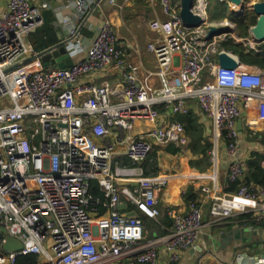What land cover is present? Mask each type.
<instances>
[{"label": "built area", "instance_id": "built-area-1", "mask_svg": "<svg viewBox=\"0 0 264 264\" xmlns=\"http://www.w3.org/2000/svg\"><path fill=\"white\" fill-rule=\"evenodd\" d=\"M4 1L5 8L0 4V264H27L18 260L27 255H35L36 264H160V247L174 263L193 248L204 227L197 199L188 201L184 213L167 208L170 226L160 223L165 234L149 238L145 224V218L158 221L155 189L166 183L161 175L144 174L142 163L153 149L150 139L187 148L184 125L172 120L141 138L132 133L137 119L158 120L160 112L185 115L187 100L197 101L212 128L211 170L196 175L211 182L200 188L209 203L208 223L233 219L237 225L236 212H246L250 216L239 220L251 232L264 224V186L241 184L234 193H225L226 184L220 185L215 174L220 143L231 157L227 182L248 170L246 159L237 155L241 134L237 121L243 124L242 113L249 118L255 105L257 119L264 123L262 69L219 66L223 38L207 40L205 26H185L179 0H160L165 18L149 24L156 39L147 49L156 60L159 91L141 82L138 67L127 63L109 20L93 28L87 25L93 30L90 37L80 34L97 0H62L77 20L63 40L83 50L84 57L67 68H45L38 58L23 62L37 53L27 36L43 23L40 8L32 0ZM207 1L197 0L195 10L203 14ZM15 63L18 66L11 68ZM112 67L121 71L120 89L107 82L74 84L83 75ZM248 127L254 135L251 122ZM118 145L124 149L117 150ZM93 186L102 200L91 194ZM6 235L18 240L21 248L3 250ZM226 264H264V254L243 248Z\"/></svg>", "mask_w": 264, "mask_h": 264}, {"label": "crops", "instance_id": "crops-1", "mask_svg": "<svg viewBox=\"0 0 264 264\" xmlns=\"http://www.w3.org/2000/svg\"><path fill=\"white\" fill-rule=\"evenodd\" d=\"M254 1L256 0H249L247 3L250 4ZM208 2L214 4L215 0H208ZM32 3L40 8L42 15L50 13L53 18L52 26L55 29L58 41H62L66 36L67 28L77 22L75 13L64 9L62 0H32ZM0 4L5 8L6 3L4 0H0ZM231 9L232 6L228 5V12H231ZM156 11H158L159 15L158 0H115V4L110 3L109 0H97L85 23L86 26L81 27L80 34L84 37H90L93 30L88 27L89 25L93 28L99 21L109 20L117 36L116 45L122 51L127 63L138 67V77L141 82L150 85L153 90L159 91L161 85L156 75V60L152 52L146 49V44L154 36L153 32L148 30L146 24L152 17H156ZM66 48L73 62L84 57L83 50H78L71 44H67ZM103 82H107L111 87L120 89L122 82L120 69L112 67L105 72L86 74L79 77L74 84L94 83L98 85ZM187 104L190 109L192 108L193 111H197L200 114L196 100H187ZM174 117L160 112L158 120L137 119L133 125L132 133L136 138H141L140 136H146L163 122L172 121ZM241 117L243 124L237 155L247 160L252 151L264 154V123L257 119L256 106H252L249 118H247L244 112ZM250 122L251 128L254 127L255 130L254 135L252 134L253 130L248 127ZM246 139H251V141H246ZM150 141L153 148L158 147L154 157V165L158 168L156 174L166 179L164 186L155 189L160 217L166 215L167 208H171L177 212H186L188 201L185 199L184 193L190 190L191 194H194L196 196L195 199L199 202L204 221V227L201 229L196 245L182 252L176 262L171 263L168 261L164 248L160 247V264H226L233 260L237 250L243 248L248 249L250 252L264 254V241H260L258 235H253L258 229L264 230V226L255 227L250 241L243 243L240 240H235L232 235L227 234L233 228L240 227L239 223L236 225L232 222L233 219H227L216 225L208 223L209 203L205 200V195L200 191V188L210 185L211 182L206 178L198 179L196 175L209 173L211 167L206 172L201 173L189 166L188 161L191 155L188 153L186 147L181 148L179 152L173 154L167 151L169 144L167 145L154 139H150ZM123 149V146H117V150L122 151ZM218 159V183L225 185L231 157L226 154L224 148L218 147ZM149 164L150 162L147 163L148 167ZM167 219L170 222L168 217ZM248 235H251V232L245 229V237Z\"/></svg>", "mask_w": 264, "mask_h": 264}, {"label": "trees", "instance_id": "trees-1", "mask_svg": "<svg viewBox=\"0 0 264 264\" xmlns=\"http://www.w3.org/2000/svg\"><path fill=\"white\" fill-rule=\"evenodd\" d=\"M247 2L249 0H246ZM264 1V0H260ZM215 6L217 7L213 11L212 19H222L225 16L230 20H233L236 24L235 33L239 38L248 37V29L256 21V17L253 13L246 11L244 14L236 15L234 12H228V4L225 1L215 0ZM52 20L50 13H44L43 23L31 34H29L28 40L31 43L33 49L36 52L42 51L45 48L55 44L58 41L55 29L52 26ZM220 49H225L237 55L240 58V62L248 66H256L264 71V42L256 46V50L251 49L246 42H238L232 37H226L220 44ZM173 120H178L184 125L185 132L189 137V143L187 145V151L191 155L188 163L189 166L195 168L199 172H206L211 167L209 151L212 148V141L210 134L206 132V124L201 119L200 114L197 111H193L192 108L185 115H176ZM244 129V128H243ZM244 130H247L246 128ZM158 147H154L148 156V158L142 163L144 174L146 176L155 175L158 172V168L154 165L155 152ZM181 150L172 143L167 146V151L170 153H177ZM151 160V161H150ZM264 160V154L258 151L250 152L249 158L246 160L248 170L238 180L229 183L225 181L226 187L223 189L225 193H234L237 187L241 184L249 186H264V167L261 166V161ZM150 162L149 167L147 163ZM91 194L98 199H103L102 194L93 186ZM184 197L187 201L195 199V195L191 194L190 190L185 191ZM128 211L133 210L132 207H127ZM160 210V209H159ZM103 212V209L100 211ZM160 216V215H159ZM250 214L239 216L238 219L249 217ZM145 218V224L147 229V237H156L165 234L166 231L162 230L160 223L164 226L170 225L166 215H162L158 221ZM264 226V224L259 227ZM20 263L36 264L37 257L35 255L21 256L18 258Z\"/></svg>", "mask_w": 264, "mask_h": 264}, {"label": "water", "instance_id": "water-1", "mask_svg": "<svg viewBox=\"0 0 264 264\" xmlns=\"http://www.w3.org/2000/svg\"><path fill=\"white\" fill-rule=\"evenodd\" d=\"M160 0H158L159 6V15L153 19H150L148 22V28L153 32L154 36L150 42H154L156 39V33L150 29V22L155 19H164L165 16L160 8ZM225 1L228 5L232 6V11L236 15L244 14L246 11L253 13L256 17V21L253 25H251L248 29V37L243 38V40L248 44L250 48L256 50V46L262 44L264 42V1L256 0L253 3L248 4L246 0H220ZM197 4V0H179V15L183 22V24L189 28H196L199 26H205L207 28L205 38L207 40L212 39L213 37L220 36L223 39L230 36L235 32L236 24L229 23L227 20L223 19H210L206 13L208 8V3L205 4L204 13L200 14L197 10H195L194 6ZM234 25V26H233ZM237 37V36H236ZM235 39L234 37H232ZM148 42V43H150ZM243 42V41H241ZM146 44V49L147 45ZM148 50V49H147ZM149 51V50H148ZM150 52V51H149ZM153 54V53H152ZM38 58L45 68H67L70 67L74 62L71 58L69 51L66 48L65 41H58L55 44L45 48L42 51L37 52L34 56L28 57L23 60L32 61L33 59ZM217 63L219 66L224 68H235L241 64L240 58L234 53L227 51L225 49H220L217 54ZM18 66V63H15L11 68H15ZM201 119L205 122L206 132L207 134L212 133V128L210 126L209 120L207 117L200 111ZM237 128L240 133L242 130V121L239 119L237 121ZM219 147L225 149V145L220 143ZM215 174L217 176V171L215 169ZM233 222V221H232ZM1 231L6 234L4 229ZM228 235H232L235 240H240L243 243H248L251 235L245 237V229L236 227L232 230L228 231ZM253 235H258L260 241H264V230L258 229ZM6 241L3 244V250L6 251H17L21 248V243L14 239L13 237L6 235Z\"/></svg>", "mask_w": 264, "mask_h": 264}, {"label": "rangeland", "instance_id": "rangeland-1", "mask_svg": "<svg viewBox=\"0 0 264 264\" xmlns=\"http://www.w3.org/2000/svg\"><path fill=\"white\" fill-rule=\"evenodd\" d=\"M217 7L215 6V3L214 4H210V2H208V8H207V10H206V13H207V15H208V17L212 20V15H213V11L216 9ZM238 15H240V14H238ZM156 16H158V11H156ZM152 19H153V17H152ZM223 20H227L229 23H231L230 25H232V23H234L235 24V22L233 21V20H230L228 17H224V18H222ZM148 22L149 21H147V24H146V26H147V28H148ZM234 26V25H233ZM148 30H149V28H148ZM231 36L232 37H234L235 38V40L236 41H238V42H241V41H244L243 40V38H239L238 36H237V34L234 32L233 34H231ZM237 36V37H236ZM229 37V36H228ZM251 49H253V48H251ZM254 50V49H253ZM207 78L208 77H205V80H207ZM246 141H251V139H246ZM160 218V216L158 217V219ZM156 224H158V222H156V221H154ZM147 228V227H146Z\"/></svg>", "mask_w": 264, "mask_h": 264}, {"label": "bare ground", "instance_id": "bare-ground-1", "mask_svg": "<svg viewBox=\"0 0 264 264\" xmlns=\"http://www.w3.org/2000/svg\"><path fill=\"white\" fill-rule=\"evenodd\" d=\"M94 6H95V5H94ZM94 6H92V8H91V10H90V12H89V14H88V17H89V15H90L91 11L93 10ZM248 12H249V11H248ZM250 13H251V12H250ZM106 20H107V19L102 20V21H106ZM102 21H99V23H96L95 26L99 25ZM28 37H29V35L27 36V40H28ZM236 214H237V216H240V215H243V214H249V213H246V212H245V213H244V212H243V213H241V212H236ZM236 222L239 223L240 227H242V228L246 229L247 231L251 232V231L248 229V225H247L245 222L240 221L239 219H237Z\"/></svg>", "mask_w": 264, "mask_h": 264}, {"label": "clouds", "instance_id": "clouds-1", "mask_svg": "<svg viewBox=\"0 0 264 264\" xmlns=\"http://www.w3.org/2000/svg\"><path fill=\"white\" fill-rule=\"evenodd\" d=\"M230 37H232V36L230 35ZM243 42H245V41H243Z\"/></svg>", "mask_w": 264, "mask_h": 264}]
</instances>
